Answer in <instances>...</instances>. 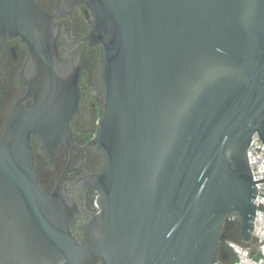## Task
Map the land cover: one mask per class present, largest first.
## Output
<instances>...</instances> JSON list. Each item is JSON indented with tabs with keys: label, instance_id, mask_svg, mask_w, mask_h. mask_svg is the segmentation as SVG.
<instances>
[{
	"label": "water",
	"instance_id": "1",
	"mask_svg": "<svg viewBox=\"0 0 264 264\" xmlns=\"http://www.w3.org/2000/svg\"><path fill=\"white\" fill-rule=\"evenodd\" d=\"M82 4L99 47L102 115L88 144L99 169L79 178L96 213L80 212L34 167L31 135L52 162L74 142L81 69L58 53L57 12ZM0 0V34L28 48L17 103L0 138V264H217L238 224L250 242L256 196L247 149L264 143V0Z\"/></svg>",
	"mask_w": 264,
	"mask_h": 264
},
{
	"label": "flooded vegetation",
	"instance_id": "2",
	"mask_svg": "<svg viewBox=\"0 0 264 264\" xmlns=\"http://www.w3.org/2000/svg\"><path fill=\"white\" fill-rule=\"evenodd\" d=\"M48 13L55 14L58 0H36ZM82 5H76L66 12H57L53 21L58 29L56 41L59 56L65 61L78 63L81 73L78 80L80 96L78 108L69 121L71 136L74 142L56 149L52 162L46 158L56 178H49V185L39 182L45 191L52 193L56 183L58 192L75 204L80 215L69 225L72 236L78 242L85 239L84 224L96 213L92 195L93 188H79L74 183L81 177L96 172L100 167V153L88 144L95 132L97 120L102 115L104 88L100 79L99 47L88 45L83 38L89 33L92 18ZM28 57V48L19 36L0 34V138L8 123L12 109L21 103L27 109L33 103L31 97L25 98L27 84L21 82V71ZM33 152L39 148L35 136L31 135ZM44 154V153H43ZM45 155V154H44ZM35 167V156H34ZM36 169V168H35ZM37 172V170H36ZM38 175V174H37ZM94 198V197H93ZM98 259L89 262L95 264ZM88 262V263H89Z\"/></svg>",
	"mask_w": 264,
	"mask_h": 264
},
{
	"label": "built area",
	"instance_id": "3",
	"mask_svg": "<svg viewBox=\"0 0 264 264\" xmlns=\"http://www.w3.org/2000/svg\"><path fill=\"white\" fill-rule=\"evenodd\" d=\"M247 159L252 179L264 178V143L257 134L252 136L247 149ZM255 185L254 203L256 209L250 241L253 248L245 246L241 242L225 240L226 250L222 254L226 256L224 259H219L217 264H264V181L255 182ZM95 197L96 194L93 198V205L98 210Z\"/></svg>",
	"mask_w": 264,
	"mask_h": 264
},
{
	"label": "rangeland",
	"instance_id": "4",
	"mask_svg": "<svg viewBox=\"0 0 264 264\" xmlns=\"http://www.w3.org/2000/svg\"><path fill=\"white\" fill-rule=\"evenodd\" d=\"M95 128H96V126H95ZM34 156H35V168L37 170V174H38L41 182L47 186V185H49L48 184L49 178L55 179L57 175L56 176L53 175L50 167L47 166L48 164L46 163L45 155L43 154V152L39 148L34 149ZM101 163H102V157H101V153H100V164ZM93 197H94V194L92 195V199H93ZM222 244L225 245V242H222ZM250 247L253 248V245H251Z\"/></svg>",
	"mask_w": 264,
	"mask_h": 264
},
{
	"label": "trees",
	"instance_id": "5",
	"mask_svg": "<svg viewBox=\"0 0 264 264\" xmlns=\"http://www.w3.org/2000/svg\"><path fill=\"white\" fill-rule=\"evenodd\" d=\"M224 230L229 233V240H233L236 242H241L245 246L250 247L251 242H243L240 238V232L238 228V224L234 222L232 219H227L224 223ZM220 255L226 250V247L224 244L221 243L220 245ZM88 264H93L92 262H89ZM95 264H99V261L96 262Z\"/></svg>",
	"mask_w": 264,
	"mask_h": 264
}]
</instances>
